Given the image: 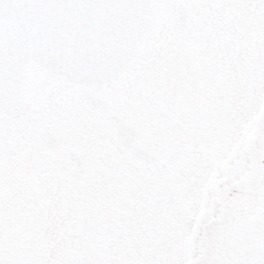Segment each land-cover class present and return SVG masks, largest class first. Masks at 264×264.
<instances>
[{"label": "snow or ice", "instance_id": "1", "mask_svg": "<svg viewBox=\"0 0 264 264\" xmlns=\"http://www.w3.org/2000/svg\"><path fill=\"white\" fill-rule=\"evenodd\" d=\"M0 264H264V0H0Z\"/></svg>", "mask_w": 264, "mask_h": 264}]
</instances>
